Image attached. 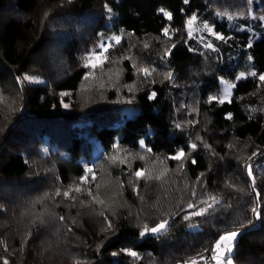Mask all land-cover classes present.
<instances>
[{
	"label": "trees",
	"instance_id": "obj_1",
	"mask_svg": "<svg viewBox=\"0 0 264 264\" xmlns=\"http://www.w3.org/2000/svg\"><path fill=\"white\" fill-rule=\"evenodd\" d=\"M27 2L0 0V83L26 72L31 57L42 46L43 36L32 42L31 47L17 46L20 31L30 26L29 20L22 17L28 12ZM72 2H77L76 11L81 14L90 13L95 4V0ZM106 2L115 16V31L150 40L153 48L150 59L157 61L162 55L163 69L171 72L172 83L180 88L174 90V95L170 80L150 78L131 97L135 110L123 115L112 106L85 108L74 113L58 110L61 94L78 90L83 69L62 75L49 88L25 86L18 108L11 112L12 124L7 125L4 134L0 131V258H7L10 264H74L76 260L83 264H182L198 253L210 256V252L203 251L205 248H210L224 230L239 228L242 234L233 257L239 264H264V218L258 220L250 211L255 193L245 169L246 164H264V82L248 76L236 81L231 102H209L210 96L217 95L219 77L234 78L238 55H251L252 71L264 73V19L248 16L249 10L255 11L256 3L247 4L248 0H189L188 4L183 0ZM9 3H13L12 13L2 17L1 12ZM160 7L174 15V29L166 36L171 50L168 55L161 54L159 46L166 25L165 17L158 11ZM232 13L240 15L239 18L225 16ZM194 15L207 21L213 32L228 39L213 36V50H204L202 42L188 38L183 31L185 19ZM249 43L251 48L247 47ZM123 71V82H131L134 68L128 60ZM187 84L191 85L189 91L184 88ZM192 91L196 95L192 110L195 116L186 118ZM153 92L155 97L149 99ZM176 98L183 108L177 106ZM229 113L231 119L227 118ZM188 119L189 123L183 124ZM190 143H196L197 149L192 150ZM205 144L210 148L204 147ZM32 145L37 147L39 155L40 148H44L54 159L48 164L27 159L26 151L32 155L36 149ZM180 147L190 153L185 157L184 173L175 182L157 183L158 196L154 194L148 199L142 185L136 191L125 184L118 189L116 199L104 198L105 205L91 202V210H84L79 200L73 202L63 195L56 199L54 195L57 189L62 193L74 180H79L86 164L98 166L99 161L92 162V158L107 157L121 150L166 160ZM148 148L152 151L148 152ZM192 159L196 160L195 164L191 163ZM168 166L176 165L169 160ZM127 168L126 165L124 169ZM46 169L50 171L46 173ZM260 170L257 175L254 173L256 190L264 198V169ZM100 171L95 172L93 188L105 176ZM198 177L202 186L197 185ZM193 187L201 194L199 199H205L211 192L222 198V202L210 214L185 222L181 218L183 213L175 214L180 208L188 211L187 204L197 201L191 195ZM41 194L55 200L50 204L53 207L48 208L52 210L51 226L42 220L43 213L38 208L30 221L22 220L19 214L22 203L16 202L14 207L12 202L21 201L24 195ZM135 211L140 213L141 221ZM261 215L264 217V210ZM105 217L111 221V229L105 230ZM161 219L170 220L166 235L159 239L139 235L145 223L154 226ZM188 223H198V227L189 228ZM123 249L135 251L138 257L128 255Z\"/></svg>",
	"mask_w": 264,
	"mask_h": 264
},
{
	"label": "rangeland",
	"instance_id": "obj_2",
	"mask_svg": "<svg viewBox=\"0 0 264 264\" xmlns=\"http://www.w3.org/2000/svg\"><path fill=\"white\" fill-rule=\"evenodd\" d=\"M251 2L256 3V8L254 12L249 10L248 16L251 17L255 15L258 18L264 17V0H248L247 4H251ZM12 5L13 3H9L8 8L6 6V10L1 12L2 17L12 13L10 12ZM76 6L77 2L69 3L68 0H28L26 7L28 12L23 14L22 17L25 21L29 20L30 26L22 28L20 31L17 46L31 47L32 42L34 43L41 36H43V42L38 52L31 57V63L28 70L18 76L19 78H22L23 76L28 75L33 78L32 82H25L21 86L17 83L18 77H11L5 82L0 83V131H2V134L6 131L7 125L12 124L11 122H13L11 112L19 105L22 91L25 86L31 87L36 85L46 88L49 84L52 85L53 81L61 78L62 75L83 69L85 73L78 90L73 94H61L59 100L60 109L58 110L74 113L83 111L82 109L85 108H103L106 106H112L113 108L117 107L120 109V112L124 115L130 114L135 110L131 97L139 91L142 84L146 83V80H149L150 78L151 80H172L167 78V74L171 72L165 71L163 69L164 66L160 63L164 61V59L161 60L163 58L162 55L159 56L160 58H158L157 61L150 59V53L153 49L150 46V40H141L127 33H120V31L117 33L115 31L113 26L115 16L112 11H108L109 7L107 6L106 0H95L94 8L89 11L90 13L83 12L81 14V12L76 11ZM46 13L47 15H45ZM79 16H81V18H79ZM225 16L228 18L231 17V19H236L239 18L240 15L232 13ZM191 17L192 16H189L185 19L184 33L188 38H194L196 42H202L204 50H213V48L210 49L204 46L206 43L213 44L211 40L214 36L212 34V26H210L207 21H202L197 16H195L196 19L192 24L189 25L187 21ZM173 18L171 21L165 18L166 25L164 27H168L169 32L168 35H164L163 33V38L159 41L161 54L162 52L166 54L168 51L170 42L166 36H169L170 31L174 29L172 24ZM91 20H94L95 22L92 23ZM205 24L212 28V32H208L204 29ZM189 33H191V35H189ZM115 35L121 36L119 44H116L111 40V37ZM103 42L112 44V47L101 56L99 62L95 60L94 56L92 57L93 62L97 63V67H84V58L95 52L97 46ZM145 45H147V47H145ZM127 60L132 66L135 65V67L133 66L134 77L131 82H123L124 62ZM138 67H147L150 70L155 69V71H153L150 76L146 77L143 73L137 71ZM233 70L234 73H236L234 78L230 79L224 76L218 78L217 85L219 89L216 96H221L226 87V85L221 82V78L225 81L236 83L235 77L237 75L245 73L247 76V73L252 71L246 53L236 57V64ZM190 84H187L184 87L187 91L190 90ZM170 86L172 93L175 92L174 90H176V88H180L176 83H172V81ZM192 92V94H189V101L186 105V118L195 113V111L192 110L195 109L196 100L194 101L193 99L196 95L194 94V91ZM232 93L233 89L231 90V95L227 97L225 101L231 99ZM175 100L178 104L177 106L183 108L182 102L179 101L178 98ZM65 104L68 105L67 108L64 107ZM182 110L183 109L180 110V113ZM189 119L185 120L183 124H188ZM32 147L36 149H33L32 155L26 151V157L27 159L31 158L34 163L43 162V164H48L50 160L54 159V157H50L51 154L50 156L47 154L44 148H40L39 153L41 155H39L37 153V147L34 145H32ZM113 155L118 156V160L115 163L110 159ZM137 156L143 155L140 153L118 150L107 157L99 159L92 158V162L99 161L97 163L99 164L98 166H96V164L90 166L93 168L94 174L101 169L100 172L105 174V176L102 180L96 181L94 188L92 182L91 184L82 185L85 191L81 194L72 192L71 195L75 197L73 202L79 200V204L85 208L84 210H91V197L86 195L87 188L91 187L94 194L98 192L100 198L104 200V198H115L118 196V189L125 184L126 186H129V188L136 189V191L142 187V189L146 191V195L144 196L149 199L150 197H153L154 194L158 196L157 193H155V191H157V183L161 184L165 180H168V183H171V181L175 182L176 179L179 180L184 173V169H181L179 165L181 163L184 165L185 158L182 161L171 160L176 166L169 167L168 161L170 159H167V157L166 160H161L159 157L153 158L154 156L145 155V158L141 160L140 157L138 158ZM125 157H127L126 160L124 159ZM120 160H124V163H120ZM160 161H163V163H160ZM126 165L128 168L124 169ZM153 165H155V167H153ZM140 168L151 170L153 175L162 171L164 168H167L168 171L161 180H136L133 176V172ZM253 169L254 173L257 175L260 173V169H264V164L257 163L253 165ZM46 170V173L50 171L49 169ZM130 180L132 183H129ZM196 182L198 186L200 184L202 186L203 184L201 179ZM78 183L79 180H74L69 186L64 188V191L69 188L74 189ZM97 184L100 186L99 189L96 188ZM208 194L213 195L211 192ZM57 198H59V196H56V199ZM59 201L60 200H57V202ZM81 201H84V203L82 204ZM12 202L14 207L16 206V202L22 203V210L19 212L22 220L30 221V217L36 213V208H38L41 209L43 213L42 220L45 221L46 224L49 223L50 226L52 225L50 224L52 223V210L48 208L53 207L50 206V204L55 202L53 197L47 194H41L38 196L24 195L21 201L18 199V201L12 200ZM134 213L137 216V219L139 218V221H141L142 217L140 213L138 211H135ZM203 263L215 264V261H212L209 258L207 261H203ZM233 264H239L234 257Z\"/></svg>",
	"mask_w": 264,
	"mask_h": 264
},
{
	"label": "snow or ice",
	"instance_id": "obj_3",
	"mask_svg": "<svg viewBox=\"0 0 264 264\" xmlns=\"http://www.w3.org/2000/svg\"><path fill=\"white\" fill-rule=\"evenodd\" d=\"M68 2L71 3L72 0H68ZM183 3L188 4L189 0H183ZM108 11L111 12V8H108ZM158 11L167 20H169V21L172 20L173 15H172L171 11L166 10L164 7H160L158 9ZM45 15H47V13ZM195 19H196V17L192 16L187 21L188 24L191 25ZM229 19H231V17H229ZM261 19H264V18H261ZM204 29L208 32H212V28L209 27V25H207V24L204 25ZM168 32H169L168 27H164L163 28L164 35H168ZM212 34L217 39H220V40L228 39L227 37H225L224 35H222L218 32H213ZM189 35H191V33H189ZM111 40H113L116 44H119L120 40H121V36L115 35V36L111 37ZM204 46L206 48H210V49L213 48L212 43H206ZM110 47H112V44H109L107 42H103L100 45H98L95 52L91 53L89 56L84 58L83 66L84 67L90 66L92 68L97 67V63L93 62L92 57L94 56L95 60L97 62H99L101 59V56H103V54L105 52H107ZM145 47H147V45H145ZM247 47L251 48L252 44L249 43L247 45ZM170 52H171V50L169 49L166 52V55L170 54ZM252 59H253V57L251 55H249L248 60L251 61ZM133 66L135 67V65H133ZM137 71L143 73L147 77V76H150L152 74V72L155 71V69L150 70L147 67H138ZM247 76L257 77L259 79V81L264 82V73L258 74L255 71H250L247 73ZM247 76L245 75V73H240L239 75H237L235 77V80L240 81L242 79H246ZM167 78L172 79V74L168 73ZM32 80H33L32 77L25 75L22 78L18 77L17 83L22 86L25 82H32ZM221 82L226 85V87L223 90V94L221 96H210L209 102L218 101L220 104L225 103L226 98L231 95V90L237 87L235 82L225 81L223 78H221ZM62 95H67V93H64ZM155 95H156V93L153 92L151 94V96L149 97V99L154 98ZM228 102H231V101L229 100ZM64 107L67 108L68 105L65 104ZM227 118L228 119L232 118L231 113H229L227 115ZM176 127L179 128L180 125L177 124ZM197 139H200V138L197 137ZM140 144L143 147L144 141L141 140ZM189 147L192 150H196L197 144L196 143H190ZM204 147L210 148V145L205 144ZM147 151L151 152L152 150H151V148H148ZM189 155H190V153H186L184 148L180 147L179 149H177L175 151V153L173 155H170L169 157H167V159L174 160V161H182L186 156H189ZM253 155H255V153H253ZM110 159L112 160V162L115 163L118 160V156L113 155L110 157ZM124 159L126 160L127 157H125ZM140 159L143 160L144 157L141 156ZM249 159H251V157H249ZM120 163H124V160H120ZM160 163H163V161H160ZM191 163L195 164L196 160L192 159ZM153 167H155V165H153ZM179 167L181 169H183V167H184L183 163H181L179 165ZM245 169H246L247 176L251 179V187H252L253 192L255 193V200H254L253 206L251 207L250 211L252 212L253 216L259 220V219L264 218L261 215L262 210H264V198H262L261 193L256 190V177L254 175L253 166L251 164H246ZM167 171H168V169L164 168L162 171H159L155 175H153L151 170H149L147 168H140V169H136L133 172V176L136 178V180H140V179L161 180V178L163 176H165ZM197 179L200 180L201 178L198 177ZM94 180H95V174H94L93 168L86 164L84 166V175H82L79 178V183L77 184V186L74 189L69 188L68 190L63 191L62 193L59 189H57L55 191L54 195L55 196L63 195V197H65V198L75 199V197L72 196L71 193L72 192H75V193L84 192L85 189L82 187V185L91 184ZM129 183H132V181L130 180ZM99 187H100L99 184H97L96 188L99 189ZM238 190L243 191V189H238ZM86 191H87V195L89 197H91V202H93L95 204L105 205V201L100 198V195L98 194V192L94 194L91 187L87 188ZM191 195L193 197H197L198 198L197 201L189 202L187 204L188 211H186L184 208H180L178 210V212L175 214V215H180L181 213H183L181 218L185 222L192 221V219L194 217H204V216L210 214V210H214L215 207L217 205H220L222 202V198H218L216 195H211V194H206L205 199H199V196L201 194L198 193L194 187L191 190ZM81 203L83 204L84 201H81ZM100 215H103V212H101ZM60 219L63 220L64 218L60 217ZM105 221L107 222V227L105 230L111 229V227H112L111 221H109L107 217H105ZM249 223H251V221H249ZM188 227L189 228H197L198 223L197 224L188 223ZM240 227L242 228L243 225H241ZM169 228H170V220L169 219H161V220H159V222H156L154 224V226H149L147 223H145L143 225V228L139 232V235L141 237H144L146 235H152L155 238L159 239L162 235L167 234V231L169 230ZM241 234L242 233H241L239 228H232V229L224 230L217 237V239L214 241V243L211 245L210 248H205L203 250L205 253L210 252V254H211L210 257L204 256V255L198 253L196 257H190L188 260L183 261L182 264H199L200 261H207L209 258L212 261H215V264H233V253H234V250L236 248L237 239ZM29 235H30V233H29ZM0 243H2V242H0ZM122 251L126 252L130 256L138 257V253H136L135 251H132L130 249H123ZM112 255L115 256V255H117V253H112ZM0 264H10V262L7 258H0ZM74 264H83V262L76 260L74 262Z\"/></svg>",
	"mask_w": 264,
	"mask_h": 264
}]
</instances>
